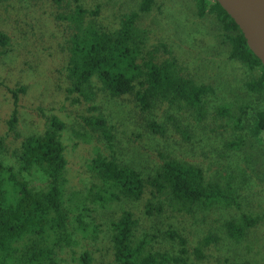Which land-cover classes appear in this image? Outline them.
Listing matches in <instances>:
<instances>
[{
    "label": "rangeland",
    "instance_id": "obj_1",
    "mask_svg": "<svg viewBox=\"0 0 264 264\" xmlns=\"http://www.w3.org/2000/svg\"><path fill=\"white\" fill-rule=\"evenodd\" d=\"M78 2L88 11L96 10L86 17L106 30L118 28L125 14L136 12L135 26L144 36L137 63L151 53L156 61H172L183 76L204 84V116L197 120L192 110L165 102L141 109L135 100V90L143 89V76H139L134 91L125 95L110 97L97 91L95 111L104 116L113 134L109 141L104 139L84 119L90 103L78 102L77 93L66 91V39L74 30L69 18L74 0H1L0 31L9 36V44L0 47V161L11 165L17 176L34 189L43 187L46 179L40 170L17 172L16 153L23 137L43 132L48 117L56 114L65 123L61 141L67 160L63 197L68 207H73L72 202L81 203V197L87 200L93 195L91 191L108 194L90 169V160L97 153L113 156L145 175L152 174L166 157L195 163L202 168L206 180L232 184L238 206L217 202L208 208L194 207L188 213L168 193L152 194L151 187L138 204L124 199L91 204L90 219L103 232L100 243L91 247L92 264L110 263L105 240L110 221L122 209H130L138 218L141 225L133 243L148 239L146 249H151L154 241L158 242L154 248L174 249V240L167 238L166 231L175 229L185 238L190 261L195 264H264V138L252 132L255 111L264 106V88L253 90L246 86L247 81L259 75V68H248L229 57L230 46L222 23L214 13L198 15L196 0H153L148 10L140 9L141 0ZM18 86L25 89L18 94L17 123L10 131V90ZM151 121L161 124L163 133L154 132ZM231 141L237 142L233 148L228 145ZM146 202L160 204L162 210L148 216L143 210ZM240 213L257 215L259 219L246 229L240 241L234 242L223 223L239 218ZM209 234L217 238L215 242L211 239L208 244L202 243ZM197 248H201L202 255ZM60 255L66 264H76L71 249Z\"/></svg>",
    "mask_w": 264,
    "mask_h": 264
},
{
    "label": "trees",
    "instance_id": "obj_2",
    "mask_svg": "<svg viewBox=\"0 0 264 264\" xmlns=\"http://www.w3.org/2000/svg\"><path fill=\"white\" fill-rule=\"evenodd\" d=\"M152 1L141 0L140 9L148 10ZM196 3L198 15L214 13L222 23L230 46L229 57L248 68H259V75L247 81L246 86L253 90L264 88V66L248 48L234 20L216 0H208V3L196 0ZM89 13L97 11H88L78 0H74L69 15L74 30L68 33L66 39L69 80L66 91L77 93L76 101L90 103L84 119L104 139L109 141L113 134L104 116L95 111L93 100L97 91L102 90L110 97L125 95L134 91L139 76H143V89L135 90V100L141 109L165 102L189 112L192 110L197 120L204 116L203 96L207 91L204 84L194 83L183 76L172 61H156L151 53L141 59V64L137 63L144 36L134 23L136 12L125 14L119 27L112 30L96 26L92 19H87L86 14ZM8 44L9 36L0 31V47ZM94 81L98 82V87ZM24 89V86H18L10 90L12 109L7 120L10 131L16 127L18 94ZM223 112L227 113L224 109ZM150 126L154 132L164 131L163 126L154 121ZM64 128V121L52 114L43 132L29 134L20 141L16 153L17 172L40 170L46 179L43 187L34 189L27 180L17 176L11 165L0 161V264H66L60 254L67 249H71L76 264H92L94 251L91 247L100 243L103 232L99 224L90 219L93 211L91 204L104 205L106 201L119 199L138 204L148 187L152 188V194L168 193L188 213L194 207L208 208L217 202L226 206L232 205V202L238 206V194L232 184L221 185L206 180L202 168L195 163L166 157L161 159L152 174L145 175L138 168L120 163L113 156L97 153L90 160V169L101 179L102 190H107L108 194L91 191L93 195L87 196V200L81 197V203L72 202L73 207H68L63 197L66 180L63 174L67 163L61 141ZM175 128H178L177 124ZM252 132L264 138V106L255 111ZM236 143L231 141L228 145L233 148ZM0 146L3 147L2 138ZM143 210L151 216L160 212L162 205L146 202ZM239 215V218L226 219L223 223L234 242L240 241L246 229L259 219L257 215ZM138 225L141 223L130 209H122L110 221L109 236L105 240L111 258L107 264H195L190 261L185 238L177 230L166 231L167 238L174 240V249L162 246L154 248L158 243L155 241L150 243L151 249H146L148 239L133 243ZM211 239L215 242L217 238L209 234L202 243L208 244ZM195 250L202 255L201 248Z\"/></svg>",
    "mask_w": 264,
    "mask_h": 264
},
{
    "label": "water",
    "instance_id": "obj_3",
    "mask_svg": "<svg viewBox=\"0 0 264 264\" xmlns=\"http://www.w3.org/2000/svg\"><path fill=\"white\" fill-rule=\"evenodd\" d=\"M241 30L264 66V0H216Z\"/></svg>",
    "mask_w": 264,
    "mask_h": 264
}]
</instances>
